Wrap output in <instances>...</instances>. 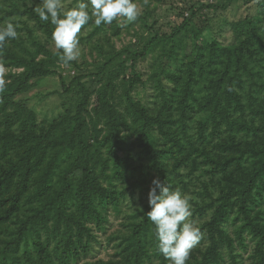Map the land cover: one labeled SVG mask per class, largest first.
<instances>
[{
    "label": "trees",
    "instance_id": "1",
    "mask_svg": "<svg viewBox=\"0 0 264 264\" xmlns=\"http://www.w3.org/2000/svg\"><path fill=\"white\" fill-rule=\"evenodd\" d=\"M139 1L132 23L90 20L91 61L64 64L40 0H0V24L18 25L0 51V264H79L101 234L113 254L87 264H169L146 215L155 178L191 197L204 236L187 264H264V0L172 5L167 31ZM237 1L254 12L228 22L231 41L206 38L203 10ZM130 28L134 44L117 48ZM49 76L60 87L38 101L56 95L57 109L41 118L25 94Z\"/></svg>",
    "mask_w": 264,
    "mask_h": 264
},
{
    "label": "clouds",
    "instance_id": "2",
    "mask_svg": "<svg viewBox=\"0 0 264 264\" xmlns=\"http://www.w3.org/2000/svg\"><path fill=\"white\" fill-rule=\"evenodd\" d=\"M33 10L42 22L50 21L54 26L52 39L59 59L64 64L78 61L81 57V29L90 20L94 18L97 26L111 24L118 18H123L125 23H132L141 11L137 0H75L71 7L65 0H40ZM17 27L11 20L0 24V51L9 40L18 37ZM6 83L5 65L0 59V93L5 90ZM148 205L150 210L146 215L155 225L157 251L169 264H187L192 250L204 236L200 226L190 220V195L180 187L173 188L155 178L148 193Z\"/></svg>",
    "mask_w": 264,
    "mask_h": 264
},
{
    "label": "rangeland",
    "instance_id": "3",
    "mask_svg": "<svg viewBox=\"0 0 264 264\" xmlns=\"http://www.w3.org/2000/svg\"><path fill=\"white\" fill-rule=\"evenodd\" d=\"M145 2H148L149 0H144ZM198 0H165L164 3H156V1L150 0L149 1V8L155 7L154 12H152V16L148 18L149 22H153L154 20L157 21L158 25H162L163 30H168L167 24H174L177 23L180 19L176 16L177 10L172 8L171 6H179L184 5V3H195ZM201 2H212L221 4L223 0H200ZM137 3L140 6L141 11L144 12L146 10V7L144 4H142L139 0H137ZM204 14L208 17L207 20H205V23H207L208 26H205L203 30V34L206 38H211L213 36L221 39L224 42L231 41V34H230V28L228 26V22L236 19H240L241 17H244L246 14L253 13L254 12V2L251 3H244L243 1H237L234 5L229 6L228 8L221 10H214V9H204ZM196 25H202L198 18L194 20ZM135 29H139V25H136L134 27ZM133 28H130L129 31H126L125 29L121 33L119 38H114V43L117 48H121L125 45H133L136 37L133 35ZM82 49V55L79 58V60L86 59L88 61H91V57L88 55V47L81 46ZM150 59L140 62L138 65V68L142 71H145L146 66L149 65ZM61 71L64 75H69L72 73L71 69H69L67 66H61ZM59 82L57 80L56 76H49L41 80L40 84L36 87H34L32 90H30L27 94H25V97L30 99L29 102L35 103L37 102V109L39 112V116L42 118L44 116H52L57 109V96L56 95H50L47 96L44 100L38 101L39 97L43 94L50 93L54 91L55 89H58ZM135 96L145 100L147 94H149L148 87H138L135 90ZM24 97V96H23ZM37 100V101H35ZM111 224H110V230L115 229L119 225L118 218H114L113 215H110ZM113 254V248L106 242V239L103 234L99 236V241L94 243V247L91 251V253L88 255L86 260H83L79 264H87V262L94 261L98 258L102 259H109Z\"/></svg>",
    "mask_w": 264,
    "mask_h": 264
}]
</instances>
